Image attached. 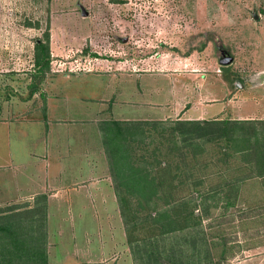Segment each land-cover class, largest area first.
Returning <instances> with one entry per match:
<instances>
[{"label": "rangeland", "instance_id": "rangeland-1", "mask_svg": "<svg viewBox=\"0 0 264 264\" xmlns=\"http://www.w3.org/2000/svg\"><path fill=\"white\" fill-rule=\"evenodd\" d=\"M42 42L49 47L47 68L35 64L36 45ZM262 70L264 0H0V119L6 120L0 126L3 199L15 195V181L23 178L19 169L20 173L30 170V187L42 183L34 168L42 162L30 161L27 152L35 147L53 154L43 139L47 119L59 122L48 120L52 137L62 142L64 165L73 167L75 173L83 167L78 183L107 182L115 195L113 206L80 208L85 220L99 217L92 231L98 225L101 245L97 256L88 261L83 258L81 262L75 244L84 241L78 226L86 228L91 223L81 225L74 216V223L60 224L55 218L65 216L66 209L67 214H75L76 208H48L45 200L44 209L38 195L30 205L8 199L0 206V225L17 228V223H29L45 210L47 234L49 210L51 235L60 225L63 229L70 225V234L65 233L63 239L47 238V264H134L129 239L141 238L143 231H126L123 199L116 192L102 147L101 123L199 120L194 113L200 110L204 114L200 120H237L248 110L260 115L264 102L260 99L253 106L252 100L254 94L263 99L264 89H253L255 74ZM25 117L44 125L34 126ZM16 159L25 166L18 167ZM208 159L207 155L198 160L191 156L186 168L194 163L198 187L208 191L200 206L208 212L203 224L215 259L224 255L219 237L221 241L236 229L264 231V223L259 219V224L252 220L243 224L238 212L245 202L237 201L226 209L223 193L210 192L223 183V172L233 175V171ZM87 161L99 168V175L89 171ZM173 184L176 196L195 187L192 179ZM254 187L245 193L249 202L260 190ZM131 203L125 198V206ZM35 208L34 213L28 210ZM74 229L77 239H72Z\"/></svg>", "mask_w": 264, "mask_h": 264}, {"label": "trees", "instance_id": "trees-1", "mask_svg": "<svg viewBox=\"0 0 264 264\" xmlns=\"http://www.w3.org/2000/svg\"><path fill=\"white\" fill-rule=\"evenodd\" d=\"M36 46L35 64L47 68L48 42ZM101 124L102 147L116 192L123 199L120 206L126 231H143L141 238L129 239L134 264L224 263L223 257L214 259L209 250L203 224L208 212L200 206L208 191L198 187L194 163L186 168L191 156L198 160L207 155L208 160L233 171V175L223 172V183L210 192L223 193L226 209L237 201L245 202L238 212L243 224L247 220L259 224V219L264 223V120H110ZM189 179L195 187L176 196V185L171 183L183 185ZM242 185L258 186L254 200L246 199L248 191L242 199ZM125 198L132 203L125 206ZM39 200L45 209V197ZM37 208L28 210L34 213ZM36 215L29 223H17V228L0 225V264H47L46 211ZM217 240L220 245V237Z\"/></svg>", "mask_w": 264, "mask_h": 264}, {"label": "crops", "instance_id": "crops-1", "mask_svg": "<svg viewBox=\"0 0 264 264\" xmlns=\"http://www.w3.org/2000/svg\"><path fill=\"white\" fill-rule=\"evenodd\" d=\"M256 84V85H255ZM254 90L264 89V71H258L257 74H255V81H254ZM260 93V92H258ZM257 95V97H255ZM254 100H252V103L256 105L260 99L264 102V95L263 99L259 97V94H254ZM250 109V108H249ZM195 119H204L203 110L197 111L194 113ZM212 118H219V116L214 115ZM264 119V110L262 111V114L256 115L253 110L246 111L245 114H240L235 119L237 120H249V119ZM25 121L34 124L44 125L43 121H36V120H30L28 118H24ZM47 119V124L44 125L47 127V135L46 137H43L45 142V148L50 144L49 146L52 149L53 154L48 155V152H38L35 147H32L30 151L27 152V157H29L30 161L32 159L38 160L42 162L41 165H34V168L36 170V173L41 175V184H37L34 187H30V183H33V181L30 180L29 175L30 170H25V172L20 173L19 169V176L20 174L23 176L21 179H16V175L18 172H16V175L14 176V179H16V184L14 190H16L15 195H11L8 199L13 200V202H23L28 203V205L31 204L33 198L36 196H44L45 200L48 201V208L50 206H53L54 208L57 207H63V208H76L75 214H67L66 209V215L65 216H59L60 219L56 218V222H59L60 224L67 223L69 224L71 222L74 223L75 217L78 218L79 224L84 223H91V226H87L86 228L80 227L77 228V230L83 232V239L84 240L81 245H78L76 242V251L78 250L79 253L83 258L87 259L85 261H88L94 256L96 257L98 254L99 246L101 245V235L99 231L98 225L94 228L92 231V225L94 226V223H99V217H90V220L87 218L85 220V215L83 213H80V208H88V207H102V206H113L115 205V195L114 191L112 189L111 184L105 182L102 183L99 181H95L92 179L91 182L81 185L82 183H78V181L82 182V171L80 170L83 168L80 166L79 173H75V170L73 167L70 169L69 166L64 165L63 163V155H62V142L61 140L58 141L57 137H52V131L49 129L50 122H54L55 125H57L59 122L57 119L56 121H51ZM6 120L0 119V126L3 125V122ZM8 125V124H5ZM1 131V130H0ZM31 133V129H30ZM86 154L87 151H83V154ZM66 154V153H65ZM64 154V155H65ZM85 156V155H83ZM66 157V156H65ZM52 159H55V163H52ZM17 160L18 167L25 166L23 162L19 159ZM87 165L90 167L89 171L94 173L96 172L97 175H99L98 170L99 168L93 163L87 161ZM28 172V174L26 173ZM102 172V171H101ZM100 172V173H101ZM76 174V176L74 175ZM81 178V179H80ZM70 180V181H68ZM78 180V181H77ZM68 182V183H67ZM29 184V185H28ZM252 188H249L245 185L241 186V195H243L244 191H254V186L251 185ZM52 188V189H50ZM257 191V189H255ZM50 193V194H49ZM4 192L2 190V187H0V206L4 204V202H7L8 199H3ZM242 204V203H240ZM21 205V204H20ZM60 209V208H59ZM73 212V210H72ZM52 213V212H51ZM51 213L48 210V216H47V238L50 240L53 238H60L63 239V236L65 233H67L70 229V225L64 227L60 225L58 229L55 228L54 234L51 235ZM70 216V218H68ZM91 221V222H90ZM242 222V221H241ZM243 223V222H242ZM91 228V229H90ZM58 230V231H57ZM57 231V232H56ZM89 231H92L91 233ZM70 234V232H68ZM72 239H77V232L74 229V232H72ZM104 240V239H103ZM104 242V241H102ZM220 248L221 251L224 253L222 256L224 258V263L228 264L234 260H236V264H264V231L259 230H234L230 231L229 233L225 234V238H221L220 242ZM78 253V254H79Z\"/></svg>", "mask_w": 264, "mask_h": 264}]
</instances>
